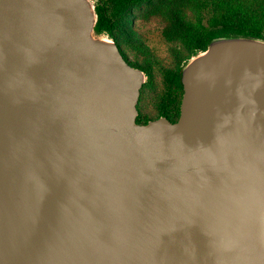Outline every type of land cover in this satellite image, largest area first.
Returning <instances> with one entry per match:
<instances>
[{
  "label": "water",
  "instance_id": "95a60500",
  "mask_svg": "<svg viewBox=\"0 0 264 264\" xmlns=\"http://www.w3.org/2000/svg\"><path fill=\"white\" fill-rule=\"evenodd\" d=\"M95 0H0V264H264V39L182 66L176 122Z\"/></svg>",
  "mask_w": 264,
  "mask_h": 264
},
{
  "label": "trees",
  "instance_id": "16d2710c",
  "mask_svg": "<svg viewBox=\"0 0 264 264\" xmlns=\"http://www.w3.org/2000/svg\"><path fill=\"white\" fill-rule=\"evenodd\" d=\"M149 0H95L97 23L95 31L112 37L121 50L115 33L121 20L134 6ZM167 8L172 33L185 49L184 54L173 50L176 61L172 68L162 69L164 87L172 84L183 93L180 81L184 63L196 53L206 49L209 42L217 37L250 36L264 39V0H175ZM182 5H190L196 11V19L191 20L185 14ZM128 63L140 69L147 78L141 88L142 95L151 78V65L132 63L123 53Z\"/></svg>",
  "mask_w": 264,
  "mask_h": 264
},
{
  "label": "rangeland",
  "instance_id": "374dc122",
  "mask_svg": "<svg viewBox=\"0 0 264 264\" xmlns=\"http://www.w3.org/2000/svg\"><path fill=\"white\" fill-rule=\"evenodd\" d=\"M175 0H149L132 7L121 20L115 33L124 55L132 62L151 65V78L144 89L148 109H153L164 86L162 69L172 68L176 61L173 50L185 53L182 43L176 40L167 16V8ZM191 20L196 11L190 5H182Z\"/></svg>",
  "mask_w": 264,
  "mask_h": 264
},
{
  "label": "flooded vegetation",
  "instance_id": "af4514ba",
  "mask_svg": "<svg viewBox=\"0 0 264 264\" xmlns=\"http://www.w3.org/2000/svg\"><path fill=\"white\" fill-rule=\"evenodd\" d=\"M146 79L147 78H145V81ZM182 94H180L178 88L174 85L172 86V84L168 88V91L163 86L158 101L155 102L154 108L150 110L148 109L150 103L146 100L147 97L142 95L140 89L136 104V123L144 125L160 118H164L171 123L176 122L180 116Z\"/></svg>",
  "mask_w": 264,
  "mask_h": 264
}]
</instances>
